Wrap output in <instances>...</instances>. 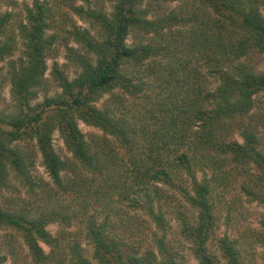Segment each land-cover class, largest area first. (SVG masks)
Masks as SVG:
<instances>
[{"label": "trees", "instance_id": "trees-1", "mask_svg": "<svg viewBox=\"0 0 264 264\" xmlns=\"http://www.w3.org/2000/svg\"><path fill=\"white\" fill-rule=\"evenodd\" d=\"M111 2L110 13L73 7L90 24L67 29L78 46L67 47L79 69L74 78L57 63L53 81L46 76L58 38L48 35L55 26L49 0H34L19 25L24 50L10 61L12 104L0 101V188L14 180L45 192L20 147L32 142L56 187L40 208L0 206V228L19 233L29 251L14 264H186L170 238L173 220L198 264H245L237 240L218 239L220 256L209 245L214 194L252 166L259 174L245 190L264 204L257 190L264 184V71L245 61L264 52V0ZM171 2L181 8L167 9ZM13 19L0 13V61L18 50ZM80 122L103 134L89 140ZM236 130L243 143L232 138ZM56 132L71 158L57 153ZM62 195L67 208H59ZM56 223L63 229L55 236L48 227ZM75 223L81 232L69 231Z\"/></svg>", "mask_w": 264, "mask_h": 264}, {"label": "rangeland", "instance_id": "rangeland-1", "mask_svg": "<svg viewBox=\"0 0 264 264\" xmlns=\"http://www.w3.org/2000/svg\"><path fill=\"white\" fill-rule=\"evenodd\" d=\"M53 8L55 26L48 32V35H56L57 40L55 42V51L48 57V71L47 78L50 81L52 79V70L57 63L63 71H65L71 78L76 77L79 69L75 68L68 57V45L78 48L77 44L71 39H67L68 31L72 25L76 24L82 29H89L90 24L80 18L73 10V7L82 6L85 9L90 7H102L105 8L108 13L113 9L111 0H49ZM34 0H0V13L10 11L14 15L12 21L13 35L16 37V43L18 44V50L11 58H6L0 61V101L1 107H10L12 104L11 95V82L9 78L10 61L17 60L23 54L24 45L21 41L19 34V25L21 22L27 23V7H32ZM181 2H171L167 5V9H180ZM169 9V10H170ZM264 14V9L261 8ZM178 29V28H177ZM94 34L95 32L92 31ZM129 44L134 42V34H131L128 40ZM245 61L252 66L257 72L264 71V52L256 51ZM57 90L56 87L51 89L49 95H53ZM43 92L41 94V100L43 99ZM109 96L104 97L98 102V106L102 108L107 102ZM259 107V106H258ZM257 112L260 110L257 109ZM81 130L86 134L87 138L92 139V135H102L103 132L95 127L86 125L83 122L79 123ZM264 132V129H262ZM232 138L240 143H243L240 132L236 130L233 133ZM54 146L57 153L63 158H71L72 155L66 149L63 140L58 132L54 135ZM20 147L23 151L31 154L35 167L32 170L33 179L39 185H46L45 192L41 186L34 187V192L29 191V187H21L17 182L11 180L13 183L12 188H0V206L9 209L10 207H16L19 205L28 206L29 208H40L43 205L42 199L46 197L47 192H52L56 187L43 165L42 155L37 151L36 142L29 144H21ZM259 174L256 167L252 166L251 171L247 175L237 176L233 184L226 189L217 191L214 194V201L216 205V218L217 228L214 239L210 243L212 252L220 256L217 241L221 237L229 236V238L237 240L244 251L245 264H264V204L258 199H253L248 195L245 189H250V182L253 178ZM202 175H199L201 178ZM250 187V188H248ZM259 193L264 194V184L257 189ZM66 199L64 195L59 200V208L66 206L68 203L63 201ZM62 200V202H61ZM8 204L10 206H8ZM34 210V209H33ZM35 211V210H34ZM133 213V212H132ZM172 230L170 232V238L173 243H177L180 246L181 253L185 258L186 264H198V261L194 258L190 252L189 245L183 244L180 237V222L173 220L171 222ZM62 225L56 223L48 227V230L53 235H58L62 231ZM83 226L80 223H75L74 226L69 229L73 233L81 232ZM85 248H88L86 242L83 243ZM46 251L49 248L44 245ZM28 247L25 245L23 238L19 233L12 229L0 228V254L7 256L6 264H14L15 260L23 261L28 256ZM29 259V256H28Z\"/></svg>", "mask_w": 264, "mask_h": 264}]
</instances>
